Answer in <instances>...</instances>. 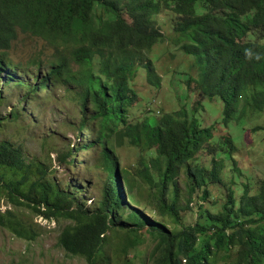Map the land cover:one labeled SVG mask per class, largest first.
Returning <instances> with one entry per match:
<instances>
[{
    "label": "trees",
    "instance_id": "trees-1",
    "mask_svg": "<svg viewBox=\"0 0 264 264\" xmlns=\"http://www.w3.org/2000/svg\"><path fill=\"white\" fill-rule=\"evenodd\" d=\"M161 17L168 18V32L157 21ZM19 32L50 48L35 63L40 72L21 100L58 85L74 95L79 135L61 160L75 163L80 151L96 147L104 179L88 208L78 197L83 189L62 188L44 164L0 142V192L10 204L46 220L68 221L57 246L85 264H136L145 244L141 264H264V178L250 194L249 184L234 176L237 142L223 130L214 141V127L199 122L203 102L215 98L223 124L242 116L241 103L263 110L264 0H0V74L7 75L6 83L24 86L8 56ZM163 40L175 59L189 60L187 73L179 72L184 66L168 71L170 82L179 75L189 103L174 92L175 111L157 115L148 107L138 116L141 97L132 83L142 69L159 84L148 56ZM9 116L0 119V129ZM121 146L131 159L126 167L115 151ZM181 173L185 194L178 188ZM194 201L196 219L185 224L179 212L193 210ZM0 227L22 240L37 237L10 210L0 214Z\"/></svg>",
    "mask_w": 264,
    "mask_h": 264
},
{
    "label": "rangeland",
    "instance_id": "rangeland-1",
    "mask_svg": "<svg viewBox=\"0 0 264 264\" xmlns=\"http://www.w3.org/2000/svg\"><path fill=\"white\" fill-rule=\"evenodd\" d=\"M167 20V21H166ZM161 24V29L169 31L167 17L157 18ZM172 38V35L169 33ZM173 47L171 43L163 40L155 45L149 53L155 74L159 77V84H152L148 81L146 71L139 69L132 83L133 89L141 97V108L137 109V115L143 116L149 107L155 111L165 113L175 111L178 102L174 92L182 101L189 103V98L184 92V88L179 81V75L175 72L170 82L168 71L174 68L180 69V73H187L189 60L183 58L175 59L178 55L170 54ZM50 48L43 40L27 34L18 33L15 41L12 42L8 56L12 64H17L18 77L23 80L24 86L15 83H6L7 75L0 74V119L6 118L11 113L19 111L17 119L9 116L0 129V142H9L19 149L24 159L33 164H44L47 170H51L55 181L61 187L70 186L71 189H83L78 197L86 207L91 208L100 196L101 183L104 179L103 172L97 166L98 149L96 147L89 150L80 151L78 160L75 163H66L61 160V156L67 150L76 145L79 132L77 130L80 121V112L74 95L67 92L63 86H53L48 92L28 96L25 101L21 98L26 94L27 85L33 83L32 77L40 70L37 69L38 61L49 53ZM24 70H29L26 72ZM173 74V73H172ZM194 75V71H192ZM175 81L173 82V80ZM246 107V111L240 118L234 119L227 124L221 122V102L219 99L205 100L203 109L199 114V122L203 127L213 126L216 132L214 141L218 137V131L223 130L237 142V150L234 153L233 166L239 183H248L250 194L256 191L257 183L264 178V129L255 133L246 131L254 127H264V108L259 113L252 107L241 103ZM87 132L83 131L81 137L84 138ZM90 137L93 133L89 134ZM222 135V134H220ZM260 135L258 138L255 136ZM116 154L121 156V166H127L131 159L126 156L124 146L116 148ZM69 158H67V161ZM201 160L209 165L210 158L202 155ZM134 161V159H133ZM184 173L180 174L178 188L181 194H185L186 186L182 180ZM224 182L228 179H223ZM142 180L137 181L140 187ZM220 188V196L223 198L224 189ZM213 194L216 192L212 188ZM181 206H185L187 197L180 198ZM193 210H181L179 216L183 218L185 224H192L196 219L197 206L195 201L191 203ZM131 208H139V203L131 205ZM12 211L16 218L25 226L35 230L37 237L35 240L26 241L14 236L7 229L0 227V264H85L78 258L69 257L60 247L57 246V237L61 229L68 224L66 220H46L35 215L23 206L10 204L3 192H0V214L5 211ZM127 210L125 213H128ZM143 215L150 216L151 210H142ZM155 221L157 219L155 218ZM149 247L145 244L138 248L136 252V264L146 258Z\"/></svg>",
    "mask_w": 264,
    "mask_h": 264
}]
</instances>
